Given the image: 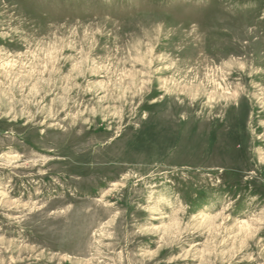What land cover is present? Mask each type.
I'll use <instances>...</instances> for the list:
<instances>
[{
	"label": "rangeland",
	"instance_id": "1",
	"mask_svg": "<svg viewBox=\"0 0 264 264\" xmlns=\"http://www.w3.org/2000/svg\"><path fill=\"white\" fill-rule=\"evenodd\" d=\"M0 264H264V0H0Z\"/></svg>",
	"mask_w": 264,
	"mask_h": 264
},
{
	"label": "bare ground",
	"instance_id": "2",
	"mask_svg": "<svg viewBox=\"0 0 264 264\" xmlns=\"http://www.w3.org/2000/svg\"><path fill=\"white\" fill-rule=\"evenodd\" d=\"M212 144V143H211ZM218 145V144H217Z\"/></svg>",
	"mask_w": 264,
	"mask_h": 264
}]
</instances>
